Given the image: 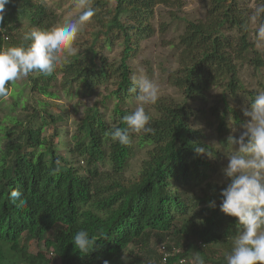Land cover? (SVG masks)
<instances>
[{"label":"trees","instance_id":"16d2710c","mask_svg":"<svg viewBox=\"0 0 264 264\" xmlns=\"http://www.w3.org/2000/svg\"><path fill=\"white\" fill-rule=\"evenodd\" d=\"M174 3L94 0L96 30L88 43L51 75L28 76L31 94H47L59 75L64 89L78 83L92 95L102 87L110 92L116 102L111 118L100 107L87 108L73 141L66 113L52 112L50 103L32 97L31 103L21 101L17 93L6 109L0 98V264H179L182 259L189 264L194 251L205 264H226L225 254L220 257L221 251L217 255L214 250L224 246L230 251L229 237L237 234L235 218L219 210V194L227 183L217 177V158L224 150L218 148L215 160L195 152L197 145L210 149L204 130L195 125L196 113L203 117L205 110L195 103L207 104L206 94L222 89L220 102L211 105L221 141L231 125L239 127L248 119L232 102L243 93L250 102L258 93L243 86L242 67L264 72L263 55L252 43L250 18L256 9L250 16L238 0H214L210 24L192 26L190 63L172 74L184 103L162 106L151 120L154 134L138 137V146L148 149L135 178L124 172L134 156L135 134L128 146L106 134L126 127L122 118L134 111L128 107L137 94L129 91L135 86L130 64L153 32L154 9ZM57 19L44 0H12L6 5L0 50L26 46V32L57 27ZM256 20L260 27L264 16ZM118 41L119 59L111 60L105 50ZM80 158L84 169L77 166ZM16 189L27 206L13 202ZM213 200L217 207L210 209ZM81 229L96 237L87 255L72 244ZM34 243L36 253L30 250Z\"/></svg>","mask_w":264,"mask_h":264},{"label":"clouds","instance_id":"9594fccd","mask_svg":"<svg viewBox=\"0 0 264 264\" xmlns=\"http://www.w3.org/2000/svg\"><path fill=\"white\" fill-rule=\"evenodd\" d=\"M10 3L12 0H0V32L5 31L6 5ZM93 4L94 0H74L78 13L74 19L51 29L34 28L22 37L23 41L30 42L26 46L21 44L0 50V98L8 96L11 83L30 74L51 75L77 54V38L95 16ZM258 16H264V0L251 19ZM258 36L264 38V23L259 27ZM133 83L135 86L129 91L137 93L138 106L122 118L126 127H115L106 133L114 143L122 146L132 143L130 134L143 136L155 132L145 106L157 103L159 87L147 77L134 79ZM243 114L248 119L227 137L225 144L231 146V150L225 156L226 166L221 169L227 184L219 194V210L237 222V234L229 237L231 249L225 253V260L226 264H264V91L254 96ZM195 152L216 159L215 152L207 145L195 146ZM11 198L13 202L19 200L18 206H27V200L18 189L11 192ZM208 207L215 209L216 202H209ZM72 244L80 255H87L95 249L96 237L81 229L74 233ZM190 264H205V259L200 252L194 251Z\"/></svg>","mask_w":264,"mask_h":264},{"label":"rangeland","instance_id":"374dc122","mask_svg":"<svg viewBox=\"0 0 264 264\" xmlns=\"http://www.w3.org/2000/svg\"><path fill=\"white\" fill-rule=\"evenodd\" d=\"M44 1L58 17V26H61L69 19H74L78 15L74 7V0ZM213 1L214 0H175V3L171 7L160 5L154 9V18L151 22L153 32L141 41L139 51L130 64L133 71L132 76L135 80H139L141 77H147L159 87V99L157 103L155 105L145 106L146 111L149 112L151 117H157L159 111L162 109L161 107L164 105L171 106L184 103L185 94L182 90L172 84V74L177 73L184 64L186 65L190 63L188 58L192 54V47L194 46L190 43V37L191 34H193V31H195L192 26L198 25L206 27L207 24H210L213 13V11H211L214 5ZM238 1L250 15L251 12L256 9L259 0ZM250 22L251 29L254 31L252 34L254 49L258 51L260 55H263L262 58H264V38L258 36L259 25L256 19L252 20L250 18ZM23 25L25 26L26 23H23ZM94 30H96V25L92 22L88 24L84 31L78 36L75 44L78 51L80 46L88 43ZM121 50V43L118 41L114 47L107 48L105 52L111 60H114L119 59ZM69 58L67 60H69ZM240 78L247 91H264V72L262 74H255L250 68L242 67L240 69ZM8 87L9 94L4 98V106L6 109H8L12 102L11 96L18 93L21 94V101H24L25 98H27V101L31 103V100L29 99L32 97L50 103L49 110L52 112H65L67 115V129L71 141H73V135L77 133V124L84 116L87 108L93 106L100 107L101 111L104 112L107 117L111 118L116 105L113 97L110 98V92L106 90V87L100 88L95 95H92L87 90L83 89L78 83H75L68 89H64L62 75H59L52 82L45 95L31 94L28 85V77L17 80L11 83ZM111 89L112 86H110V90ZM222 95V89L220 87H214L206 94L207 101L205 102H207V104L204 105L203 102L195 103L197 108L205 110V115L203 117L201 113H196V118L198 119L195 120V125L204 130L210 150L215 152L216 157H218L217 155L219 149H221L220 147L224 150L223 155L221 153L220 158H217V164L219 165L217 172L219 174L217 177L220 181L227 183L222 175L221 169L227 164L225 156L231 150V146L225 143L227 137L230 134L235 133L236 129L239 127L231 125L230 132L223 137L222 141L217 137L216 130L218 123L213 119L214 116H212L211 105L213 104L215 106L220 102ZM245 99L246 94L243 93L237 98V101L232 102V104L233 106L237 105L241 107L242 110H245L249 103ZM137 106L138 102L136 96H134L133 101L128 107L135 110ZM7 112H9V110H7L6 113ZM51 132L52 129H49L45 131V135L48 136ZM138 137L142 136L135 135L136 142L134 145L135 150L133 151L134 156H132L128 168L124 171L126 177L129 179L135 178L138 175L141 163L143 159H145L146 151L148 149L147 147L140 148L138 146ZM73 146L74 144L71 145V147ZM76 162L77 166L81 169L86 167V163L82 158L76 160ZM200 207L203 208L205 206ZM30 250L34 253L38 251L36 243L31 244ZM214 250H218V252H216L217 255L221 251L219 254L220 257L229 252L224 246H219ZM210 253L208 252V254ZM213 256L217 257L216 255H212L211 257ZM180 263L186 264V260L182 259L179 264ZM55 264H59V262Z\"/></svg>","mask_w":264,"mask_h":264},{"label":"built area","instance_id":"2783aa9c","mask_svg":"<svg viewBox=\"0 0 264 264\" xmlns=\"http://www.w3.org/2000/svg\"><path fill=\"white\" fill-rule=\"evenodd\" d=\"M4 36H5V35H4ZM4 38H5V40H6V41H8V40H9V39H8V37H4Z\"/></svg>","mask_w":264,"mask_h":264}]
</instances>
